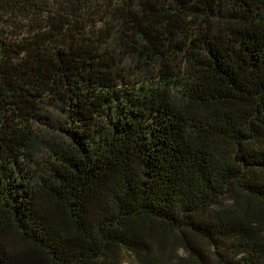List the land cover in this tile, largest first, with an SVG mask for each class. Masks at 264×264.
<instances>
[{
	"label": "trees",
	"instance_id": "16d2710c",
	"mask_svg": "<svg viewBox=\"0 0 264 264\" xmlns=\"http://www.w3.org/2000/svg\"><path fill=\"white\" fill-rule=\"evenodd\" d=\"M0 264H264V0H0Z\"/></svg>",
	"mask_w": 264,
	"mask_h": 264
}]
</instances>
